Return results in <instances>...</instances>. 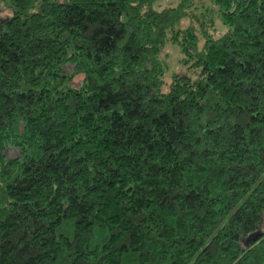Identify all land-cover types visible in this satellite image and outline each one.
<instances>
[{"label": "trees", "instance_id": "16d2710c", "mask_svg": "<svg viewBox=\"0 0 264 264\" xmlns=\"http://www.w3.org/2000/svg\"><path fill=\"white\" fill-rule=\"evenodd\" d=\"M2 1L0 264H264V0Z\"/></svg>", "mask_w": 264, "mask_h": 264}, {"label": "rangeland", "instance_id": "374dc122", "mask_svg": "<svg viewBox=\"0 0 264 264\" xmlns=\"http://www.w3.org/2000/svg\"><path fill=\"white\" fill-rule=\"evenodd\" d=\"M179 0H155L153 2V8L156 10L162 9L164 7L168 6H175L178 3ZM211 3V2H210ZM210 3H205L206 6H211ZM201 5H199L200 7ZM201 9H197L196 11H200ZM12 11L10 8H8L2 0H0V20L10 16ZM217 17V15H216ZM218 18H216V24L222 28L219 21H217ZM189 22V19L182 20V24H187ZM163 57L165 59L166 65H167V75H169L171 72H178V73H187L188 69L186 66L182 63L181 58L182 54L179 52V48L176 45L168 44L165 47V50L163 52ZM78 77L75 78V82L73 85H76L78 81ZM5 154L7 156L13 155L11 151H6Z\"/></svg>", "mask_w": 264, "mask_h": 264}]
</instances>
